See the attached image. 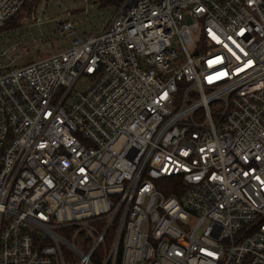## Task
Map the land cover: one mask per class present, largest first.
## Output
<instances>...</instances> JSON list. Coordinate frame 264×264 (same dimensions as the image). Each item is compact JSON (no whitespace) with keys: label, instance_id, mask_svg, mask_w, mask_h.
<instances>
[{"label":"built area","instance_id":"2783aa9c","mask_svg":"<svg viewBox=\"0 0 264 264\" xmlns=\"http://www.w3.org/2000/svg\"><path fill=\"white\" fill-rule=\"evenodd\" d=\"M59 32L0 54V264H264V0H122Z\"/></svg>","mask_w":264,"mask_h":264},{"label":"rangeland","instance_id":"374dc122","mask_svg":"<svg viewBox=\"0 0 264 264\" xmlns=\"http://www.w3.org/2000/svg\"><path fill=\"white\" fill-rule=\"evenodd\" d=\"M102 0H42L34 8V20L25 18L19 28L0 32V54L7 51L12 67L27 64L66 51L73 37L59 28L67 21L73 23L77 37L98 35L112 19L116 8H103ZM188 51L190 49L188 48ZM1 63L9 60L1 57ZM90 83L86 76L78 79L72 93L83 92Z\"/></svg>","mask_w":264,"mask_h":264},{"label":"trees","instance_id":"16d2710c","mask_svg":"<svg viewBox=\"0 0 264 264\" xmlns=\"http://www.w3.org/2000/svg\"><path fill=\"white\" fill-rule=\"evenodd\" d=\"M42 0H27L22 10H20L10 21H8L3 29L6 30H15L19 28L22 24V21L27 18L31 12H33L34 8L37 4H39ZM103 3L100 7L103 8H116L120 5L122 0H102ZM169 193H166V195Z\"/></svg>","mask_w":264,"mask_h":264}]
</instances>
